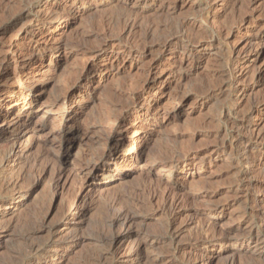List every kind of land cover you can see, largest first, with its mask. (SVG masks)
Returning <instances> with one entry per match:
<instances>
[{"label": "rangeland", "instance_id": "1", "mask_svg": "<svg viewBox=\"0 0 264 264\" xmlns=\"http://www.w3.org/2000/svg\"><path fill=\"white\" fill-rule=\"evenodd\" d=\"M29 1L32 8L0 0V61L13 53L22 61L0 70V264H96L105 248V206L115 196L121 205L137 204H130L136 233H157L141 264H181L196 252L188 246L169 253L167 226L176 214L182 242L211 239L213 228L252 226L264 234V220L253 216L257 205L264 211V167L248 162L264 161V0ZM79 2L91 10H70ZM125 18L138 26L124 31ZM182 31L187 40L178 37ZM168 40L170 49L161 51ZM31 80L34 103L27 106L32 96L22 83ZM63 99L72 107L65 123ZM32 107L36 114L25 122ZM248 126L256 148L239 149L237 136ZM62 128L61 139L51 136ZM14 143L25 149L22 158L12 156ZM107 148L123 159L81 172L87 159L100 166ZM103 195L105 206H93ZM75 203L78 215L61 224ZM216 206L221 213L210 210ZM71 232L78 238L60 259L52 255L55 247L50 257L34 258L32 246L54 245ZM239 248L232 243L197 253L209 264H227L236 254V264H264V249Z\"/></svg>", "mask_w": 264, "mask_h": 264}, {"label": "bare ground", "instance_id": "2", "mask_svg": "<svg viewBox=\"0 0 264 264\" xmlns=\"http://www.w3.org/2000/svg\"><path fill=\"white\" fill-rule=\"evenodd\" d=\"M23 2L26 4L25 6H32V4L30 3L29 0H23ZM29 2V3H28ZM23 3V4H24ZM28 3V4H27ZM32 8V7H30ZM71 8V7H70ZM81 8H84L86 9L87 11H90L91 7L89 6V8L85 7V4L84 3H74L72 5V9L70 10H74V11H77L78 9H81ZM58 10V9H57ZM127 18V17H126ZM125 18V19H126ZM131 18V17H130ZM23 19V18H22ZM21 19V20H22ZM123 19V22L125 21V24L124 25V31H129L132 30V29H135L137 25V23H135L134 21H130V19ZM27 20V19H26ZM29 20V19H28ZM30 23L32 21H29ZM23 24V22H22ZM21 24V25H22ZM32 24H35V22H33ZM38 25V24H36ZM183 26L180 25V28H182ZM23 28V27H22ZM21 28V29H22ZM26 28V27H25ZM28 28V27H27ZM137 29V28H136ZM183 29V28H182ZM181 30V29H180ZM183 32V33H182ZM180 36H178L179 38L181 39H186L187 40V34L184 33V31H182ZM179 34V33H178ZM222 34V33H221ZM145 37H150L151 34H150V31L147 30L146 34L144 35ZM176 36V35H175ZM217 36V35H216ZM119 38V37H117ZM218 38V37H217ZM118 40V39H117ZM171 41L172 40H168V41H165L163 42L162 44H160V48L159 49H162L161 51L163 52H166L170 49V45H171ZM178 41V40H177ZM182 41V40H181ZM125 46V45H124ZM129 49L131 48L130 46H128ZM11 48V47H10ZM8 50V49H7ZM12 50V49H11ZM127 51V50H126ZM125 51V53H126ZM130 51V50H129ZM139 51V50H138ZM160 51V52H161ZM191 51V50H190ZM188 52V51H187ZM34 53L33 52H24L21 54L22 57L24 56H32V54ZM130 53V52H129ZM191 54V53H190ZM129 55V54H128ZM4 57L1 59L0 61V70L3 69L5 70L9 65L13 64V66L16 68L18 67L19 65L22 64V61L19 60V57L16 56L15 53L13 54H5L3 55ZM22 59V58H21ZM94 60V59H93ZM231 62V61H230ZM91 63V62H90ZM93 64V63H92ZM156 64V63H155ZM232 64V63H231ZM234 65V64H233ZM154 67V66H153ZM236 67V66H235ZM234 69V68H228L229 72ZM152 71L149 70L148 74H147V77L148 79L145 81L144 83V87H146L150 82H151V73ZM231 73V72H230ZM256 73V72H255ZM262 74V72L260 71L259 75ZM83 77V76H82ZM1 79V78H0ZM144 81V80H143ZM36 81L34 80H31L29 81V83H22L23 85V88L25 89L26 93L29 94V96H32L28 101H27V106L34 103V98H33V89L35 88V85H36ZM143 87V88H144ZM235 88V87H234ZM73 89V88H72ZM142 90V89H141ZM241 91V90H240ZM248 94V93H247ZM247 94H243V97H246ZM23 95V94H22ZM140 95V93L138 95H136L134 97V100L136 98H138V96ZM134 96V95H133ZM27 97V96H26ZM241 97V96H240ZM131 98V97H130ZM246 99V98H245ZM15 101V100H14ZM71 102V101H70ZM60 103H61V100H60ZM69 101L68 100H62V103H61V107H63V112L61 113V120L63 121L64 120V123H65V118L69 115V112L72 110L69 105ZM257 104V103H256ZM60 106V105H59ZM129 106V105H128ZM125 107V106H124ZM38 108V107H37ZM60 108V107H58ZM35 107H32L28 110V112H25L24 114V118H22L23 120H26L28 119H33V116L36 114V110H34ZM60 110V109H59ZM134 110L133 107H130V108H126L125 110H123V114L121 116V119H125L132 111ZM62 111V110H60ZM22 115V112L18 115L17 117V123L20 122L19 121V116ZM27 120V121H28ZM117 123V122H116ZM115 123V124H116ZM10 124V123H9ZM12 124V123H11ZM122 126V125H121ZM70 127V126H69ZM239 129H240V125L238 126ZM3 129V128H2ZM243 130H247V132L245 131L246 134H240V132L237 136L238 138V141L240 142V146H237L239 149H241V147H246V150L250 147H254L256 148V145L255 144H252L250 141L251 139L253 138V133H252V130H250L249 126L246 128L242 127ZM1 130V129H0ZM77 132L76 134L79 132L80 128L78 127L77 129ZM59 133L57 132H53L51 134L52 137L56 138V139H61V135L65 134L66 133V130L62 128V130L58 131ZM121 132V131H120ZM242 132V131H241ZM74 134V135H76ZM50 136V137H51ZM236 139V138H235ZM54 140V139H52ZM67 140V139H66ZM112 141V139L110 140ZM260 141V140H259ZM61 143H63V139L60 141ZM75 142V141H74ZM117 142V141H116ZM238 145V144H237ZM16 146V147H15ZM15 147V148H14ZM13 157L14 159L16 158H19L23 155L24 153V150L25 149H21L17 143H14V146H13ZM143 149V148H142ZM12 152V151H11ZM103 152V151H102ZM236 152V151H235ZM238 152V151H237ZM25 154V153H24ZM237 154V153H236ZM93 157V156H92ZM91 157V158H92ZM8 156L6 155L4 157V160L5 161H8ZM22 158V157H21ZM97 158V157H96ZM100 160L102 161L100 166L98 164V161L97 160H93V161H90L89 159H87L83 165H81V172H89L90 174H93L95 172H97L99 169H109L111 166H115L118 162H120L122 159H123V154L121 153H118L117 151L111 149V148H107L106 151H104V153L99 157ZM99 160V159H98ZM53 161V160H52ZM52 161H49V162H52ZM258 160L256 159H252L249 160L248 162L249 163H253L256 168L258 167L259 168H263L264 167V161H260L258 164ZM51 165V164H50ZM102 165V166H101ZM104 167V168H103ZM264 169V168H263ZM170 172V171H169ZM124 174V173H123ZM60 175V174H59ZM129 175V174H128ZM58 177V176H57ZM88 177V176H87ZM61 178V177H60ZM5 180V179H4ZM3 184L4 182L1 181ZM14 181L12 179L8 180L5 184L6 186L9 188V186H11V184H13ZM2 184V185H3ZM4 184V185H5ZM1 185V186H2ZM155 193V192H154ZM152 195V193H151ZM167 197V196H166ZM120 198V197H119ZM117 198V196H115V198L113 200H108L109 202L107 203L106 202V195H103L101 197H99L97 200L95 201H92V205H99V203H107L106 206L104 205V203L102 205L105 206V210L107 211V213L105 214H108L109 216H107L105 219H106V231L105 232H101V240L103 242V245H104V250L102 251L101 250V253L99 254V257L96 261V264H141L139 259L142 258L143 256V253L145 252V250L148 249L149 247V241L150 239L152 238H155L157 239V233L155 234H152L148 231H137V233L134 231V223H135V220H136V213L135 210L134 211V208L130 205L134 202H131L129 205L128 204H122L121 205V198L119 199ZM123 198V197H122ZM152 198V196H151ZM124 199V198H123ZM154 199V197H153ZM166 199V198H165ZM170 199V198H169ZM255 203L258 202V197H254L253 198ZM167 200V199H166ZM195 201V200H193ZM124 202V201H123ZM128 202V201H127ZM167 202V201H166ZM165 202V203H166ZM73 203V202H72ZM126 203V202H125ZM168 204L170 202H167ZM84 206L87 205V202L84 201ZM173 204V203H171ZM90 203H89V207H90ZM133 205V204H132ZM137 205V204H135ZM135 205H133L135 207ZM179 205V204H178ZM164 206V205H163ZM162 206V208H163ZM167 206V205H165ZM183 206V205H182ZM182 206L180 205V208H182ZM76 207H77V203H75L72 207L71 210H69L66 215L64 216L62 222H60L61 224L63 223H67L70 219H72L73 217H76L78 215L77 211H76ZM88 207V209H90ZM211 207V206H209ZM208 207V208H209ZM70 208V206H69ZM137 208V207H136ZM142 208V207H140ZM176 208V207H174ZM179 208V209H180ZM187 208V207H186ZM168 209V208H167ZM163 210V209H162ZM170 210V209H169ZM175 210V209H174ZM172 210V211H174ZM210 210H212V212L214 211L216 214L218 213H221L223 208L219 207V206H216V207H213V208H210ZM168 211V210H166ZM176 211V210H175ZM252 210H250L251 212ZM170 212V211H169ZM87 213V212H86ZM176 213V212H175ZM178 215L179 214H176V218L174 217V219H172L171 221H168V232L171 233V235L173 236V240L172 242L170 243V249H169V253H171V255H177L179 254L181 251H183V249L185 247H188V246H192L194 247V249H196V252H191L189 253L190 255L184 259V261L181 263V264H209L205 261V259H200L198 258V253L197 251H203L204 249H207L209 247H221V248H225L227 246H229L230 244L232 243H235V246H238L240 245V250H242L244 247L245 248H250L252 245L255 244V247H260L262 249H264V234L262 233L261 235L257 234V233H254L253 229L250 227V229L248 230H245L244 232H240V231H237V230H229V231H222L220 233H217L214 228L212 231L211 234L212 235V238L210 239H201V238H193L192 239H187L188 241L187 242H182V241H179V236H180V231L176 230L175 229V226H176V220L178 219ZM84 216H85V213L82 215V220L84 219ZM175 216V215H174ZM193 217L196 216L195 215H192ZM253 216L255 217H258L259 219H262L264 220V211L260 208H258V205L255 207L254 211H253ZM254 217V218H255ZM170 220V219H169ZM254 220V219H253ZM72 222V221H71ZM263 223V222H262ZM205 224V223H204ZM263 225V224H262ZM210 226L207 225L206 227ZM264 226V225H263ZM42 227V226H41ZM57 228L59 226H56ZM166 227V228H167ZM177 227V226H176ZM205 227V226H204ZM203 227V229H204ZM44 229V228H43ZM56 230V228H54ZM104 229V228H103ZM178 229V228H177ZM207 228H205V232L204 233H207L209 232V230H206ZM53 230V231H55ZM141 230V229H140ZM224 230V229H223ZM256 230V229H255ZM210 231V232H211ZM262 231V230H261ZM52 232V231H51ZM58 232V231H57ZM264 232V231H263ZM56 232H53V234H55ZM72 233V232H71ZM39 234V233H38ZM207 234H205L207 236ZM61 235V234H60ZM167 235V233H166ZM209 235V234H208ZM37 236V235H36ZM32 237V236H31ZM195 237V236H194ZM78 238V234H75L74 232L72 234L69 235V237H64V238H61L59 239L58 241L56 242H53L54 245H45L43 247L41 246H32V253L34 255V258H38V261H40V257L43 256V255H47L50 251L51 248L55 247L52 251L55 253V254H52L53 257L54 255H58V258L60 259L63 255V252L65 250V246L68 245V247L70 249H72V246L75 244V240ZM65 239H71V243H66L65 242ZM121 240V242L123 243V248L121 249L119 246H117V242ZM43 244V243H42ZM34 245V244H33ZM242 247V248H241ZM67 248V247H66ZM186 250V248H185ZM48 256V255H47ZM237 256V254H236ZM236 256H227V258L229 257L228 261H227V264H236ZM50 257V256H48ZM248 257V256H246ZM253 257V256H251ZM47 258V257H46ZM257 258V257H255ZM255 258H252L251 260L254 261V260H257ZM264 258V257H263ZM250 260V259H249ZM248 260V261H249ZM263 261V259H261V256L258 258V262L259 261ZM45 262V261H44ZM264 262V261H263ZM47 263V261H46ZM250 263V262H249ZM252 263V262H251ZM259 263H262V262H259Z\"/></svg>", "mask_w": 264, "mask_h": 264}]
</instances>
